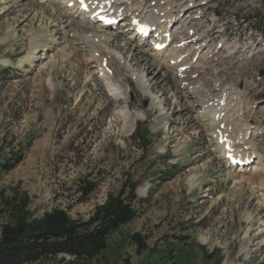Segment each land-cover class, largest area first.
Returning a JSON list of instances; mask_svg holds the SVG:
<instances>
[{"label":"rangeland","instance_id":"rangeland-1","mask_svg":"<svg viewBox=\"0 0 264 264\" xmlns=\"http://www.w3.org/2000/svg\"><path fill=\"white\" fill-rule=\"evenodd\" d=\"M171 5V43L192 50L186 59L198 75L187 81L198 96L179 87L176 68L148 43L134 49L128 32L86 27L60 4L0 0V164L21 159L0 170V226L9 220L6 198L27 196L29 219L60 208L86 220L109 193L134 184L135 217L89 264H264V0ZM94 31L105 34L112 53L100 57L125 98L110 94L83 45ZM199 97H222L217 122L250 153L245 172L224 162ZM125 106L140 115L131 129L120 116Z\"/></svg>","mask_w":264,"mask_h":264},{"label":"trees","instance_id":"trees-1","mask_svg":"<svg viewBox=\"0 0 264 264\" xmlns=\"http://www.w3.org/2000/svg\"><path fill=\"white\" fill-rule=\"evenodd\" d=\"M258 23L263 21L258 18ZM20 160L0 164V170L8 171ZM83 189L88 195L94 186L88 184ZM134 190L130 184L128 192L109 193L86 220L73 219L60 208L29 219L27 196L4 199L10 213L9 220L0 226V264H33L59 255L69 257L64 264H89L106 248L109 235L135 217ZM131 239L138 251L146 247L138 233Z\"/></svg>","mask_w":264,"mask_h":264},{"label":"bare ground","instance_id":"bare-ground-1","mask_svg":"<svg viewBox=\"0 0 264 264\" xmlns=\"http://www.w3.org/2000/svg\"><path fill=\"white\" fill-rule=\"evenodd\" d=\"M33 2H36V0H31ZM48 2V3H56L60 4L61 7L68 13H73L77 17H79V20L81 23L86 27L87 26H95L97 29L101 30H109L108 27H104L103 24L97 22L98 17H110V19H116L118 17H121L123 15H126L128 19L122 20V22L116 26V28L120 29V34L125 35L124 33H127L129 36L128 39L135 40V44L137 42V45L134 46V49L140 47V40L136 41V34H135V28L140 27V26H149V27H154V32L157 33L156 36L157 38L155 41L151 42L150 45L148 46V51H150L154 56H165L166 64L171 67V68H176L175 69V74L177 75L179 81L178 85L179 87L183 88H189L191 91V94H200L201 91L199 88L194 87L193 85L190 86L192 83H188L187 78H193L197 76V71L195 68L192 66V62L188 63L186 56L190 54L192 50H189L186 54H181L182 50L185 48L186 43L183 41V45H180L179 43H171L169 42L166 47H164L163 50H156V43H159L162 45L165 41V33L168 32L167 27L172 25L174 20L177 19L178 16H175L173 14V9L176 7L175 5L172 6L171 3L173 0H84V5H87V11L83 10V7L81 5L80 0H38V2ZM133 1L136 2L133 4ZM71 5V9H69L68 5ZM180 14V13H179ZM178 14V15H179ZM183 15H180L182 17ZM135 21L133 25H131V21ZM109 26V25H108ZM111 27V26H110ZM86 36V35H85ZM140 38V37H138ZM141 39V38H140ZM196 39H201L200 36H196L193 40ZM86 42L83 44L86 47H92L93 49L91 50L92 52V57H94L98 61V67L99 70L101 71V77L103 80H105L106 85L109 87L110 94H117L121 98H125L124 93H120L118 91V87L116 84L112 83L109 81V77L106 72V68L103 66L104 60L102 57H100L101 53H106L107 55L110 56V51L107 49L106 43L107 39L105 37V34H98L97 32L90 33L86 36ZM182 40V39H181ZM180 41V40H179ZM105 44V45H104ZM200 45H204V43H201ZM199 46V45H198ZM83 47V46H82ZM197 49V47L195 48ZM191 61V59H189ZM124 65L128 66V64H125V61L123 62ZM134 77L135 75L132 74ZM198 78V77H197ZM137 81V79H136ZM197 81V80H196ZM141 83V80L138 77V81ZM147 83L142 82L141 85L145 87ZM230 91H232V88H228ZM145 92V88H144ZM194 96V95H193ZM152 104L155 107H159V104L155 97L152 95ZM200 98V97H199ZM207 99H202L200 98V114H202L204 117L210 116V121H211V127L214 128L213 132V139H214V144L220 148L222 152V158L224 162L231 167L228 163V158L226 157L225 159V154L228 152L230 153L229 150H224L223 149V144L217 142V137L221 134L226 132L220 131V124L218 123V116L219 114L224 110V103L220 102L222 100V97H218L215 101V103L207 101ZM120 116L123 118L124 124H126V127L128 129H131L133 127L134 121L140 117V115H132L129 111L128 108L125 106L121 112ZM221 134L222 136H224ZM227 141L230 143V147L232 148L231 154L235 156V158L239 159L242 162L249 161L251 158L250 153H243L242 151H239L236 149V147L233 144V141L231 139V136H226ZM230 149V148H229ZM231 154H229L230 157ZM254 172H261L260 169L257 167L254 168ZM262 169V168H261ZM246 171L245 167H242L237 169L236 172L240 173L239 171ZM258 173V174H259ZM255 175V174H254ZM248 180V179H247ZM145 189L143 188L142 191ZM205 242V240H203ZM232 264V263H229Z\"/></svg>","mask_w":264,"mask_h":264},{"label":"snow or ice","instance_id":"snow-or-ice-1","mask_svg":"<svg viewBox=\"0 0 264 264\" xmlns=\"http://www.w3.org/2000/svg\"><path fill=\"white\" fill-rule=\"evenodd\" d=\"M81 2V5L84 6V7H87V5H84V0H80ZM101 19H105L104 17H100ZM106 22H109V21H106Z\"/></svg>","mask_w":264,"mask_h":264},{"label":"water","instance_id":"water-1","mask_svg":"<svg viewBox=\"0 0 264 264\" xmlns=\"http://www.w3.org/2000/svg\"><path fill=\"white\" fill-rule=\"evenodd\" d=\"M260 74L263 75L264 74V70L260 71Z\"/></svg>","mask_w":264,"mask_h":264}]
</instances>
